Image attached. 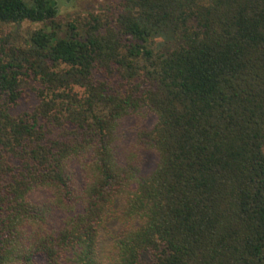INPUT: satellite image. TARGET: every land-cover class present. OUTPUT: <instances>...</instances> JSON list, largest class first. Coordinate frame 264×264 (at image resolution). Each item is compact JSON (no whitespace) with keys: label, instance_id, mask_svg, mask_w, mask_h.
<instances>
[{"label":"trees","instance_id":"1","mask_svg":"<svg viewBox=\"0 0 264 264\" xmlns=\"http://www.w3.org/2000/svg\"><path fill=\"white\" fill-rule=\"evenodd\" d=\"M73 1L0 0V264H264V0Z\"/></svg>","mask_w":264,"mask_h":264},{"label":"rangeland","instance_id":"2","mask_svg":"<svg viewBox=\"0 0 264 264\" xmlns=\"http://www.w3.org/2000/svg\"><path fill=\"white\" fill-rule=\"evenodd\" d=\"M112 1L113 0H74L70 5L62 6L63 17H65V19H70L78 14H81L83 15L82 17H84L87 12H98L99 10L104 9ZM23 27H29V24H25ZM36 104L37 100L35 94L29 86V88L25 89L18 106L11 109V113L16 115L22 112L31 111ZM136 125L137 121L134 119H129L123 124L122 140H120L118 145L119 153L123 157H126L129 153L134 152L142 162L143 171L147 173L155 167L156 156L153 153L139 151V149L135 147ZM47 197L48 193L45 191H36L33 194V198L37 201H44Z\"/></svg>","mask_w":264,"mask_h":264}]
</instances>
